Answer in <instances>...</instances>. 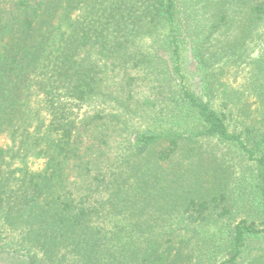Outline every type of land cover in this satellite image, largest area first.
<instances>
[{
	"label": "trees",
	"instance_id": "trees-1",
	"mask_svg": "<svg viewBox=\"0 0 264 264\" xmlns=\"http://www.w3.org/2000/svg\"><path fill=\"white\" fill-rule=\"evenodd\" d=\"M254 44L264 0H0V264H264Z\"/></svg>",
	"mask_w": 264,
	"mask_h": 264
},
{
	"label": "rangeland",
	"instance_id": "rangeland-1",
	"mask_svg": "<svg viewBox=\"0 0 264 264\" xmlns=\"http://www.w3.org/2000/svg\"><path fill=\"white\" fill-rule=\"evenodd\" d=\"M134 45L136 46L134 54H136V52H139V51L145 52L147 50V47L149 46V42L148 41H146V42L139 41V42L135 43ZM133 49H134V47L131 48V50H133ZM263 49H264V44L261 47H258L257 45L255 46V44H254V45L251 46L248 54L251 56L252 59H254V58L258 57L259 52L262 51ZM127 59H129V58H127ZM238 76L242 77V78L246 77V75L244 73L243 74L241 73ZM122 77L123 76H122L121 72L119 71V69L112 70L111 72L107 73L106 84H108V85H116L114 88L118 89L119 85H120L119 83L121 82ZM233 86L235 88H237L235 84H233ZM138 91H140L139 94H141V95H137V96L140 99H144V93H145L146 89H143V88L139 87ZM136 104L137 103H134V104H131V105H134L133 108H135ZM3 142L4 141H2V143ZM204 150L205 151H214L216 155L221 156V157H222L223 154H225L226 155L225 159H230V158H235L236 159V157H237L236 150L234 148L228 149L227 147H224L220 143L207 144V145L204 146ZM227 165L230 166V167H228V169H231L232 173H234V176H233V178L230 181L231 190L235 193L236 192L235 189L241 191L242 188H244V190L250 191V194L252 195L253 184L251 186H247V184H242L241 183V180H242L240 178L241 177V170L236 165V161L232 160L229 163H227ZM42 167H43V163H37V164H35V166H33V169L35 171L36 170L39 171V170H41ZM235 172H236V174H235ZM246 176L248 177L249 174H246ZM222 234H225L224 228H222ZM258 247H259V245H252L249 248V250L247 251V253L245 254V257H244L243 261L240 264H247L248 260L252 256L253 252H255V249L258 248Z\"/></svg>",
	"mask_w": 264,
	"mask_h": 264
}]
</instances>
